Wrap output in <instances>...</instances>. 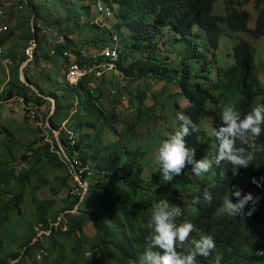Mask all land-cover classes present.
<instances>
[{"label":"trees","instance_id":"obj_1","mask_svg":"<svg viewBox=\"0 0 264 264\" xmlns=\"http://www.w3.org/2000/svg\"><path fill=\"white\" fill-rule=\"evenodd\" d=\"M46 1L39 0L36 4L34 0H20L30 7L34 19L40 18L37 23L45 19L42 13L47 11ZM104 1L108 13L97 11L96 3L89 0H76L75 3L59 0L58 5H63L68 12L47 22L59 27V32L65 35V44L55 46L45 57L34 53L33 62L27 66L37 65L42 59L55 61L56 56L64 57L67 51L70 55L66 57L67 62L85 66L95 52L85 53L91 44L101 41L97 47L104 48L107 45L104 37L112 39L118 35L120 55L113 72L132 83L155 79L175 84L179 91L163 101L183 95L189 102L183 108V113L192 121L187 125L190 134L183 137L185 147L193 150L195 161L200 155L207 158L211 168L197 177L191 172L192 165H186L180 176L168 182L163 180V166L154 172L150 163L145 162L147 150L138 146L134 135L145 122L152 124L160 119L158 113L166 107L163 104L158 108L163 103L160 98L163 89L151 95V105L145 102L148 98L145 90H138L135 95L128 92V102L131 100L130 106H135L136 114L118 130L116 125L121 121L115 108L122 103L124 87L116 84L115 88L109 87L105 76L100 83L99 78L87 76L77 87L64 79L56 83V90L46 92L26 74L29 85L21 80L19 69L28 58L23 54L18 63V56L13 54L9 57L16 66L10 72L7 90L0 101L23 98L27 106H37L38 110L50 104L53 112L50 109L44 115L46 137L36 139L15 156L10 145L0 153V236L5 231L8 237L6 242L5 236L0 238V264H104V261H107L105 264H140L147 251L158 250L151 245L154 235L151 222L155 206L162 202H167L168 210L172 206L181 208L182 214L174 219L177 227L185 219L195 225L189 242L178 247V252L191 250L192 238L213 236L216 248L207 258L198 256L197 264H215L217 256L220 264H264V256L256 255L258 250H264V126L259 137L249 140L256 147L253 150L255 158L247 169L234 168L227 159H219L222 138L217 135L226 127L221 118L225 105L234 106L242 120L254 107L256 96L264 94L260 82L252 77V46L246 41L239 42L233 48L234 65L229 69L220 67L215 80L210 71L218 62L216 56L211 60L214 55L210 52L193 51L191 56L178 62L177 59L138 55L156 52L158 39L166 27L172 28L175 36L185 41L190 36L198 37L193 30L197 26L214 50L222 35L221 24L231 33H249L258 39L264 36L261 0H255L258 15L254 29L248 26L251 16L240 8V0L238 4L235 0H225L226 16L213 15L214 3L218 0ZM38 6H43L42 13L38 14ZM110 21L115 32L106 26ZM39 24L21 37L42 46L37 33ZM86 27L105 35L103 38L89 35L78 47L72 39L73 34ZM122 30L129 33L131 45L123 42ZM6 35L0 40L1 45L8 39ZM197 42H191L185 51L195 48ZM104 100H108L110 107L105 106ZM175 106L181 108L178 103ZM205 118L213 122L212 138L201 129ZM193 124L198 131L192 132ZM55 131H60L57 138ZM115 136L118 139L110 138ZM235 147L244 148L247 157L248 144L238 139ZM61 148L72 162L65 158ZM18 164L23 165L19 171ZM74 170L80 172L81 180L89 185L85 194L75 181ZM56 171L62 175L50 180L48 174ZM234 172L238 174L233 175ZM145 173L149 175L146 177ZM198 178L201 181L193 191L191 186ZM208 178L211 182H207ZM69 179L73 185L68 184ZM63 186L67 187L68 194L63 206L57 208L54 202ZM234 186L260 197L252 215L230 216L222 210L225 197L236 202L235 196H231ZM47 189L48 195L39 198L38 193L44 194ZM205 189L211 195L210 202L204 199ZM190 205L195 208L193 211L189 210ZM252 207V202H248L242 212L247 213ZM90 221L96 230L91 240L85 234ZM38 227L44 232L42 236L35 230ZM159 251L163 254V250Z\"/></svg>","mask_w":264,"mask_h":264},{"label":"rangeland","instance_id":"obj_2","mask_svg":"<svg viewBox=\"0 0 264 264\" xmlns=\"http://www.w3.org/2000/svg\"><path fill=\"white\" fill-rule=\"evenodd\" d=\"M36 1V4H39V0ZM59 0H47L46 12L42 13L43 6H38V14L42 13L45 19L36 22L37 19H40L36 16L34 19V14L32 13L30 7L27 5H23L20 0H0V24L8 27L10 34L8 35L7 41H5L4 55L0 58V97L4 95V91L7 90V82L10 79V72L16 66V63H13L12 59L9 56L17 55V62H20L21 56L24 54L27 56V61L20 66V78L27 82L25 78V74L28 75L32 80H36L39 86L44 89L46 92L56 90V83L64 81V71H65V59L64 57H55V61H44L43 59L37 65H33L31 67L27 66L28 63L33 62L34 53H37L39 56L45 57L48 53H51L55 46L59 44H65L64 34L59 32V27L55 24H50L48 21H53L59 16H63L68 11L64 9L63 5H58ZM74 3L76 0H72ZM238 4V0H235ZM242 3L241 9L246 10L250 14V22L249 28H255V22L257 19L258 11L255 8V0H249L244 2V0H240ZM70 6V3H68ZM260 8H264V0L260 1ZM213 15L218 16H226V5L225 0H218L214 3L213 7ZM85 21V19H84ZM110 23V24H109ZM107 23V27L110 28L111 32H115L112 22ZM36 24H39L40 31H38V38L42 39V46L32 42H27L21 36H27L29 34L30 28L34 29ZM17 26V27H16ZM107 28V29H108ZM222 35L219 39V45L216 50L211 49L209 42H207L205 33L199 29V27L194 26V34L198 37L190 36L188 39L182 40L180 37L175 36V32L172 28L166 27L164 28L162 36L158 39V49L154 53L146 52L143 56L138 54L141 58L153 57L164 59L175 60L177 62L185 56H191V52L193 51H201V52H210L214 55L211 57V60H215V56L218 62L217 64H213L211 66V78L212 80L216 79V71L218 69H229L234 63L233 56V48L241 41H246L250 43L253 48L252 53V77L257 79L264 91V36L256 39L249 33H231L228 30V27L225 24H221ZM122 40L126 41V45H131V40L129 39V33L126 30H122ZM6 35V36H7ZM73 41L77 44V46H81L83 43V39L89 35H92L93 38H103L105 33L102 31L97 32L96 30H90L87 27L74 33ZM26 38V37H25ZM71 39V38H70ZM107 41L106 46L111 45V39L104 37ZM39 41V40H38ZM130 41V42H129ZM198 41V42H197ZM196 43L195 48H190V51L187 52L186 46L190 43ZM102 42L99 41L98 44H91L90 47L87 48L86 54L96 51L100 48ZM175 44V45H174ZM183 46V49L181 48ZM104 46V47H106ZM55 56V55H53ZM219 66V67H218ZM106 80L109 81V87L115 88V84L119 87H124V96L121 98V102L115 109L119 113V119L121 123L117 124L116 127L118 130H122L125 126V122H130L133 120L136 114L135 106H130V101L128 102L129 93H135L138 90H145L148 98L145 100L147 105H151L152 97L156 92H160L162 89L163 94L160 96L163 104L166 105L164 110L160 112L157 111L160 119L158 122L155 120L150 124V122H145L141 127H139V131L136 135H134L135 140L138 143V146L147 150V154L145 155V162L148 161L151 165V170L156 171L159 169V166H163V161L158 160L159 149L162 145L163 138H171V136L175 135L180 131V126L184 123L177 119V114L182 113L184 116L186 114L183 113V108L189 105V102L184 98V96H174L173 99L164 100L170 94H176L179 89L173 83L160 82L155 79L143 80L139 83H132L130 79H124L122 75L115 73H107L105 75ZM102 81V77L99 78L98 83ZM60 93L59 91H56ZM129 92V93H128ZM118 94V93H117ZM1 100V99H0ZM53 100V99H52ZM54 101V100H53ZM153 102V101H152ZM178 103L181 108H177L175 104ZM104 104L106 107H110L108 105V100H104ZM264 104V94L257 95L255 98L254 106ZM130 106V107H129ZM35 111L38 110L37 106L33 108ZM52 110V106L50 104L45 105L41 108L43 115L48 114ZM51 114V113H50ZM187 117V116H186ZM42 117L38 119L32 120L28 112L25 110L23 104L19 101L18 98L9 100V101H0V153L3 151L2 148H6L5 146L10 145L14 151L15 156L17 152H21L25 149L29 144L33 143L36 139H39L41 136H45L48 134L45 130L44 122H42ZM45 121V119H44ZM213 122L210 119H203L201 129L204 130L207 135L212 138L213 132ZM64 127V126H63ZM65 128V127H64ZM60 131H55L54 135L57 138L59 136ZM112 139H118L117 136L110 137ZM4 156H2L3 159ZM205 159L203 155H200L198 161ZM23 165L18 164L17 170L19 171ZM147 172L150 174L149 168H147ZM149 174L145 173L147 177ZM62 175L61 172L49 173L48 177L52 180L55 176ZM80 180V178H78ZM78 179L77 182H80ZM211 178H208L207 182H211ZM201 180L198 178L196 184H192V188L197 185ZM69 185H73L71 179L68 180ZM193 191L196 190L194 187ZM49 193V189L46 190L44 194L38 193L39 198H43L47 196ZM68 189L63 186L61 193L57 196L56 201L54 202L55 207L61 208L63 206V200L67 197ZM195 208L193 206H189V210L193 211ZM54 224V223H52ZM20 227L22 223H19ZM57 226V225H56ZM38 233V236H42L44 232L40 230V228H35ZM15 232L12 233V235ZM85 234L91 240L95 234V226L93 222H88L85 227ZM5 236V237H3ZM3 237V240L6 242L8 237L5 234V231L2 233L0 238ZM91 255L89 252L88 256ZM107 261H104L105 264Z\"/></svg>","mask_w":264,"mask_h":264},{"label":"clouds","instance_id":"obj_3","mask_svg":"<svg viewBox=\"0 0 264 264\" xmlns=\"http://www.w3.org/2000/svg\"><path fill=\"white\" fill-rule=\"evenodd\" d=\"M89 1L96 3L97 6V0ZM102 2L106 6L105 1L103 0ZM97 11H99L98 7ZM115 36H117L118 44L119 36L114 35L111 39V45L106 47H113L116 44V42L114 41ZM101 49L103 48H100V50ZM68 56H70L68 51L64 52L65 71L70 65V63L66 60V57ZM91 62L92 60H89V63L87 64H90ZM106 74H104L103 76H105ZM25 83L27 84L28 82ZM27 85H29V83ZM18 99L23 104L25 110L29 115L30 110H34V107L27 106L24 103L23 98ZM36 112H39L41 114V119L43 122L44 115L42 110H37ZM38 118L39 117H37L36 119ZM221 118L226 127H222L220 129V132L217 133V135L222 138V143L220 144L219 159H227L231 162L234 168L247 169L251 161H253L255 158L253 150L256 147L255 143H249V140L251 139L254 141L255 138L259 137L262 132V126H264V104L254 106L242 120L239 118V115L234 109V106L225 105L222 109ZM177 119L184 122L180 126V131L171 136L170 139L163 141L159 149L158 160L163 161V180L168 182L173 181L174 176H180L182 174V170L185 169L186 165H192L191 172L194 173L197 177L206 174L211 168V162L207 158L200 161H195L193 159V150H189L185 147V141L183 137L190 134L187 125L192 124V121L182 113L177 114ZM196 131H198V128L196 124H193L192 132ZM211 132H213V130H211ZM238 139L243 143L248 144L249 153L247 157L244 156V148L235 147V143ZM62 152L65 154L63 149ZM219 159L217 162H219ZM68 161L72 162L70 159H68ZM237 174L238 173L236 172L233 173V175ZM74 176V178L76 179L80 178V180L78 179L80 181L78 183L84 191L83 194H85V192L88 190V183L81 180L82 177L80 175V172L76 170H74ZM253 182H256L255 179L253 180ZM257 186L260 185L258 184ZM234 188L235 191L232 192L231 196H235L236 202L233 203L232 199H230L229 197H225L222 210L230 216L252 215L253 211H255V205L260 197H254L251 192L244 193L243 190L238 188L237 186H234ZM204 199L208 202L211 201V195L209 194L207 189H205L204 192ZM248 202H252L253 207L247 213H243L242 209ZM168 209L169 206L167 202H162L161 204L155 206V210L152 213L151 222V227L154 229V235L152 236L151 245L155 246V248L158 250L147 251L145 257L140 261V264H197L198 256L204 258L209 257L213 250L216 248V243L212 235H203L199 239L192 238L191 244L193 245V247L187 253L178 252L176 250L178 247H184V245L189 242L190 234L195 231V225L189 220L185 219V221L177 227L174 223V219L175 217L182 214L181 208L179 206H172L171 210ZM159 250H163V254H161ZM256 255L264 256V250H258L256 252ZM215 264H220L219 256L215 258Z\"/></svg>","mask_w":264,"mask_h":264},{"label":"built area","instance_id":"obj_4","mask_svg":"<svg viewBox=\"0 0 264 264\" xmlns=\"http://www.w3.org/2000/svg\"><path fill=\"white\" fill-rule=\"evenodd\" d=\"M97 1L98 10L102 11L103 13H108V8L104 5V3L100 0ZM8 33V27L0 24V40ZM114 41L116 44L113 47H106L101 50H96L91 56L92 62L90 64H86L85 66H80L77 63L70 64L65 71L66 82L72 86H79L80 82L87 76L99 78L106 73L115 71L117 67L116 62L118 61L120 55L117 44V36L114 37ZM3 55L4 48L0 41V57ZM29 115L32 119L41 117V114L35 110H30ZM65 158L68 160L66 156Z\"/></svg>","mask_w":264,"mask_h":264},{"label":"water","instance_id":"obj_5","mask_svg":"<svg viewBox=\"0 0 264 264\" xmlns=\"http://www.w3.org/2000/svg\"><path fill=\"white\" fill-rule=\"evenodd\" d=\"M28 84V83H27Z\"/></svg>","mask_w":264,"mask_h":264}]
</instances>
